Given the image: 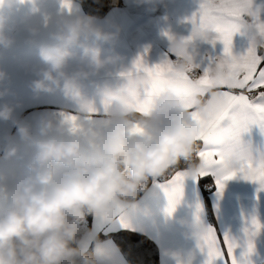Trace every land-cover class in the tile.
Listing matches in <instances>:
<instances>
[{
	"label": "clouds",
	"instance_id": "9594fccd",
	"mask_svg": "<svg viewBox=\"0 0 264 264\" xmlns=\"http://www.w3.org/2000/svg\"><path fill=\"white\" fill-rule=\"evenodd\" d=\"M36 0H0V46L9 48L14 38L6 35L8 13L14 6ZM136 5L152 6L156 0H134ZM255 3L260 12L264 4ZM45 26L52 25L46 40L39 43L40 66L34 67L31 87L36 92L62 94L74 102L76 114L86 117L87 106H94L82 91V81L96 76L117 57L102 56V45L112 43L116 31L105 30L97 18L72 7L55 15L45 16ZM29 42L41 31L39 21L26 26ZM244 35L252 31L243 26ZM212 34L197 31L193 42L181 36L169 40L168 52L174 72L195 74L199 60L206 54L201 45ZM255 43L264 50V41L257 35ZM79 49V53L74 51ZM77 60L76 67L70 62ZM130 67L120 65V72ZM219 78L218 67L211 69ZM7 77L0 70V81ZM151 81L143 73L121 77L114 85L98 86L101 105L110 111L99 117L86 118L77 131H72L62 118L45 112L36 116L34 125L15 115V105L0 104V120L11 121L15 136L6 138L3 160L14 161L11 170H0V264H127L118 247L102 241L87 220L91 216L106 223L127 221L138 198L150 185L183 168L193 174L202 161L197 153L205 140L221 144V131L201 136L200 126L183 107V99L171 91L162 92L148 114L134 110ZM5 90H0V97ZM197 109L211 111L219 97L209 89L206 95L192 98ZM139 125L141 131H132ZM228 168L239 167L236 158L224 161ZM188 223V235L198 240L206 226L196 217ZM91 247V252L89 248ZM176 264H183L178 253H166Z\"/></svg>",
	"mask_w": 264,
	"mask_h": 264
},
{
	"label": "crops",
	"instance_id": "0c3cea01",
	"mask_svg": "<svg viewBox=\"0 0 264 264\" xmlns=\"http://www.w3.org/2000/svg\"><path fill=\"white\" fill-rule=\"evenodd\" d=\"M255 2L264 4V0ZM72 5L74 9L86 14L78 1L72 0ZM154 7L153 11L152 6L136 5L134 0H122L120 5L110 8L104 15L95 16L97 23L105 30L118 29V36L114 42L102 45V56L117 57L116 62L102 69L96 76L82 81V91L94 106L102 107L98 86L114 85L120 81L121 64L131 67L134 60L143 55L144 60L151 65L158 62L161 56L171 55L168 52L170 41L164 33L177 38L187 36L191 25L186 22L185 17L195 11L198 0H156ZM59 11H63L60 0H36L35 8L30 3L14 6L8 13L9 20L5 27L6 35L13 37L14 43L9 48L0 46V70L7 74L6 79L0 81V90H7L5 95L0 97V104L8 102L15 105V115L33 125L34 118L45 112L59 119L62 112L78 111L74 102L66 98L60 90L36 92L30 86L31 81L35 79L33 68L41 64L38 55L39 43L47 39L49 31L54 30L52 25L43 24L44 17L55 15ZM33 21L40 22L41 31L34 42H29L26 26ZM247 46V37L240 34L234 36V52H242ZM222 47L221 42H217L214 49L208 44H203L201 51H206L209 55H219ZM74 51L79 53L80 50ZM70 64L76 67L78 61L73 60ZM15 134L16 128L11 121L0 120V170H11L14 167V161L3 160L2 155L6 138ZM243 139L251 141L254 151L264 150V135H261L257 127L253 126L250 132L244 133ZM204 178L208 179L205 181V187L208 190L207 199L211 215L207 212L200 183L193 182L190 178L185 179L183 194L169 214L166 211L167 197L158 187L165 179L161 178L138 198L136 208L130 211L129 219L124 221L129 227H122L119 220L106 223L91 216L89 222L87 220L88 226L94 228L97 233L126 229L144 234L155 243L159 264H176V261L166 254L171 252L178 253L183 264H203L205 253L197 247V240L188 235L191 231L188 223H179L180 220L191 222L198 215L206 227L211 226L221 235L227 233L235 240L238 245L234 250L237 261L264 264V188L256 181L237 175L226 181L221 191H217L216 177L209 175ZM253 218L262 227L250 237L253 249L244 257L242 253L247 251L249 239L244 230L250 227ZM102 241H111L118 247L112 238H104ZM119 253L127 262L120 249Z\"/></svg>",
	"mask_w": 264,
	"mask_h": 264
},
{
	"label": "snow or ice",
	"instance_id": "6c2138e0",
	"mask_svg": "<svg viewBox=\"0 0 264 264\" xmlns=\"http://www.w3.org/2000/svg\"><path fill=\"white\" fill-rule=\"evenodd\" d=\"M61 8L71 10L72 0H60ZM191 25V31L184 36L186 42H193L197 31L212 34L207 44L214 49L217 42H221L222 52L219 55L206 54L199 60L195 74L192 72H174V62L170 55L161 56L156 63L149 65L138 56L127 72H120L121 77L143 73L151 81L142 97L131 107L141 114H148L154 100L165 91H171L182 97L183 107L201 129V136L210 131L223 132L225 139L219 145H211L206 140L197 153L202 161L193 174L189 175L183 168L172 171L158 184L168 200L166 211L171 214L175 204L183 194L186 178L199 182L202 178L214 175L217 191L224 188L225 182L237 175L246 180L256 181L264 188V150H253L251 141L243 139L244 133L250 132L253 126L264 135V50L258 48L255 37L258 35L264 41V9L255 10L254 0H198V7L192 14L185 17ZM251 24L252 31L248 34V46L242 52H234L233 38L236 34L244 35L243 26ZM169 40L173 35L164 33ZM147 49H145V52ZM218 67L222 75L217 79L212 76L211 69ZM209 89L217 92L219 103L213 110L205 111L195 107L192 98L206 95ZM87 116L81 117L76 113H60L72 131H77L86 118L99 117L110 111L105 102L102 107L87 106ZM139 125L132 131H141ZM236 158L239 167L228 168L225 159ZM199 210V205H197ZM199 219V216H196ZM122 227H129L123 220H119ZM262 225L253 218L250 227L245 228L249 237L247 251L242 253L246 257L253 249L250 239L260 230ZM197 247L205 253L203 264H246L237 261L234 250L238 247L227 233L221 235L211 226H207Z\"/></svg>",
	"mask_w": 264,
	"mask_h": 264
},
{
	"label": "trees",
	"instance_id": "16d2710c",
	"mask_svg": "<svg viewBox=\"0 0 264 264\" xmlns=\"http://www.w3.org/2000/svg\"><path fill=\"white\" fill-rule=\"evenodd\" d=\"M76 1L81 4L86 14L92 16H102L110 8L122 3V0ZM206 179L207 178H202L199 183L203 189L207 212L211 215L207 199L208 190L205 187L207 186V183H205ZM89 219L90 216L88 217V222ZM98 235L100 240L104 238H112L129 264H159L158 250L155 243L142 233L123 229L109 233H98ZM89 251L91 252V247L89 248Z\"/></svg>",
	"mask_w": 264,
	"mask_h": 264
}]
</instances>
